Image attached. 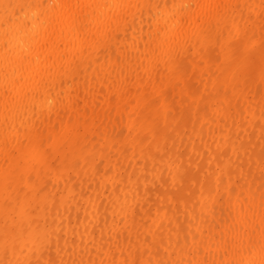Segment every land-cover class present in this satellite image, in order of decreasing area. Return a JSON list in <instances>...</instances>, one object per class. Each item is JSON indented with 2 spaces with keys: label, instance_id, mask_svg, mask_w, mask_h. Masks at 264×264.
I'll list each match as a JSON object with an SVG mask.
<instances>
[{
  "label": "bare ground",
  "instance_id": "6f19581e",
  "mask_svg": "<svg viewBox=\"0 0 264 264\" xmlns=\"http://www.w3.org/2000/svg\"><path fill=\"white\" fill-rule=\"evenodd\" d=\"M0 264H264V0H0Z\"/></svg>",
  "mask_w": 264,
  "mask_h": 264
}]
</instances>
